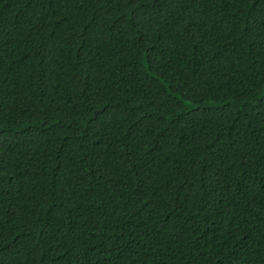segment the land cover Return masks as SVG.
I'll return each mask as SVG.
<instances>
[{"label": "trees", "instance_id": "16d2710c", "mask_svg": "<svg viewBox=\"0 0 264 264\" xmlns=\"http://www.w3.org/2000/svg\"><path fill=\"white\" fill-rule=\"evenodd\" d=\"M0 264H264V0H0Z\"/></svg>", "mask_w": 264, "mask_h": 264}]
</instances>
